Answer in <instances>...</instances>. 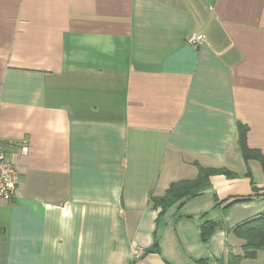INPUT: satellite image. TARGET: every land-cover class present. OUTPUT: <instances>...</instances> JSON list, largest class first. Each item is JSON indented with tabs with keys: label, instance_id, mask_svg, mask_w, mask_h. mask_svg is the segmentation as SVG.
I'll list each match as a JSON object with an SVG mask.
<instances>
[{
	"label": "crops",
	"instance_id": "crops-1",
	"mask_svg": "<svg viewBox=\"0 0 264 264\" xmlns=\"http://www.w3.org/2000/svg\"><path fill=\"white\" fill-rule=\"evenodd\" d=\"M240 126L264 155V0H0V140L19 179L0 264H264L235 233L264 213ZM221 168L234 176L196 197L151 201Z\"/></svg>",
	"mask_w": 264,
	"mask_h": 264
},
{
	"label": "trees",
	"instance_id": "trees-1",
	"mask_svg": "<svg viewBox=\"0 0 264 264\" xmlns=\"http://www.w3.org/2000/svg\"><path fill=\"white\" fill-rule=\"evenodd\" d=\"M247 129L239 127V147L241 154L246 161L255 160L261 163L264 168V155L258 150L248 147L246 140ZM213 175L234 176L228 170L221 169H200L199 176L195 180H184L171 184L166 194L160 198H151L155 207H161L163 211L183 199H190L200 195L208 186L209 179ZM249 198L234 199L231 204L248 201ZM214 226L205 224L201 229L202 238L206 240L212 233ZM238 237L246 241L244 247L245 257L254 258L257 250L264 248V213L258 218L247 221L235 228Z\"/></svg>",
	"mask_w": 264,
	"mask_h": 264
},
{
	"label": "built area",
	"instance_id": "built-area-1",
	"mask_svg": "<svg viewBox=\"0 0 264 264\" xmlns=\"http://www.w3.org/2000/svg\"><path fill=\"white\" fill-rule=\"evenodd\" d=\"M204 40V36L192 35L188 39V43L192 46L200 45ZM22 155L28 154V145L22 144L20 147ZM19 184L18 172L15 165L8 157L6 146L2 140H0V200L12 201L16 197V191ZM140 252H135L134 257L139 258ZM211 264H219L217 261H213Z\"/></svg>",
	"mask_w": 264,
	"mask_h": 264
}]
</instances>
